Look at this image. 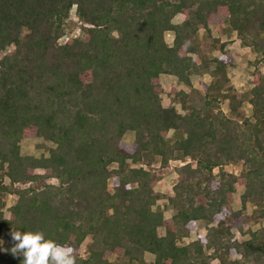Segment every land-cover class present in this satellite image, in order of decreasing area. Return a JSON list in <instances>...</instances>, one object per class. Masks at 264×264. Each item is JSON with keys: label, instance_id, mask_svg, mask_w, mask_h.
Segmentation results:
<instances>
[{"label": "trees", "instance_id": "obj_1", "mask_svg": "<svg viewBox=\"0 0 264 264\" xmlns=\"http://www.w3.org/2000/svg\"><path fill=\"white\" fill-rule=\"evenodd\" d=\"M223 25L257 55L251 117L222 111V100L233 113L238 105L222 87L226 44L213 40L219 55L194 59L199 32ZM8 48L0 58V264H113L112 255L124 264H264V0H0V52ZM162 74L183 86L174 93L184 113L163 107ZM193 75L212 81L200 91ZM29 138L54 148L23 156ZM171 164L165 218L154 188ZM236 186L244 190L234 211ZM249 222L260 227L244 233Z\"/></svg>", "mask_w": 264, "mask_h": 264}, {"label": "rangeland", "instance_id": "obj_2", "mask_svg": "<svg viewBox=\"0 0 264 264\" xmlns=\"http://www.w3.org/2000/svg\"><path fill=\"white\" fill-rule=\"evenodd\" d=\"M183 20L182 15H178L174 18L173 23L177 24ZM74 16L71 15L70 20L68 21L67 26L70 29V33L77 35L80 32V23L76 22ZM173 40L172 33L165 34V41L167 44H171ZM213 40H219L221 43H225V49L229 52L231 60V64L228 66L226 70V78L228 80L227 83H223V88L230 91L233 95H235L238 105L236 107L235 112H231L229 109V101L222 100L221 108L222 111L231 116L233 118L238 119V116L241 117H251L252 115V107L249 103L250 99V89L252 87V71L254 70V61L257 58V55L249 48L243 47L235 32L231 31L227 25H223L219 28L211 26L209 31H200L196 37V45L199 47V54L194 57L197 62H201L204 59L212 58L218 56L212 45ZM10 48H8L5 52H0V58L6 54ZM170 78V79H168ZM218 79H221L219 77ZM190 81L192 86L195 89L202 91L204 85H209L212 81V78L208 75L203 76H191ZM159 82L162 88V105L163 107L174 106L180 113H184L179 104L177 103L178 99L175 97V92L179 91L183 88L182 85L177 83L175 77L170 75H160ZM214 93V91H212ZM172 135L171 133L169 136ZM134 138V134L132 132H128L124 135L123 141L126 144H131ZM54 148V144L43 139V138H29L24 139L20 142V153L23 156H48L49 150ZM116 165H112L111 169H114ZM139 167V166H133ZM145 168V166H142ZM233 173L238 174V169H231ZM38 173H42L39 171ZM174 175V165L171 164L169 168L162 170L161 180L155 185V192L160 195V199L156 203V208H160L164 211V217L169 218L173 211L169 207L166 201V195L169 194ZM49 183H55L54 180L49 181ZM26 185L25 187H27ZM244 188L241 186H236V191L233 195V205L232 208L234 211H237L241 208L240 196L243 193ZM109 192H112L111 182H109ZM16 195L11 194L7 195L5 198V207H4V217L8 218L9 213L8 209L16 202ZM251 207H248L246 213L249 214L251 211ZM260 227L259 223H246L243 226V232L246 233L247 229L255 230ZM235 234V238L238 241H243L247 239V236H244L242 233L237 231H233ZM157 233L159 236H164V229L158 228ZM205 230L203 228L194 230L190 234V240H195L198 235L204 234ZM78 253L80 256L84 257L86 255V243L81 245ZM147 262H152L154 257L149 253H145L144 255ZM109 260L113 264H124V262L117 260V257L112 255L109 257Z\"/></svg>", "mask_w": 264, "mask_h": 264}, {"label": "crops", "instance_id": "obj_3", "mask_svg": "<svg viewBox=\"0 0 264 264\" xmlns=\"http://www.w3.org/2000/svg\"><path fill=\"white\" fill-rule=\"evenodd\" d=\"M163 75H165V74H163ZM172 77H174V76H172ZM168 79H170V78H168Z\"/></svg>", "mask_w": 264, "mask_h": 264}]
</instances>
